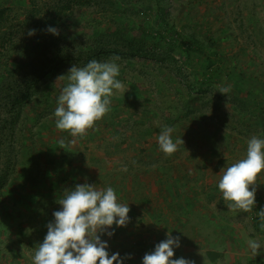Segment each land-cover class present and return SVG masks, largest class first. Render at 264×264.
I'll return each instance as SVG.
<instances>
[{"label":"rangeland","instance_id":"374dc122","mask_svg":"<svg viewBox=\"0 0 264 264\" xmlns=\"http://www.w3.org/2000/svg\"><path fill=\"white\" fill-rule=\"evenodd\" d=\"M113 55L124 89L113 90L109 112L83 138L56 129L67 83L57 77ZM253 78L264 83V0H0V264H33L57 201L78 184L125 190L129 222L101 236L109 256L131 257L122 264H142L168 225L213 222L212 205L225 204L214 190L222 170L245 156L253 135L264 139ZM226 86L227 95L217 91ZM165 126L184 141L170 157L157 143ZM256 182L253 211L230 219L243 264L264 257V170ZM166 194L163 212L156 198ZM249 239L261 244L254 258Z\"/></svg>","mask_w":264,"mask_h":264},{"label":"clouds","instance_id":"9594fccd","mask_svg":"<svg viewBox=\"0 0 264 264\" xmlns=\"http://www.w3.org/2000/svg\"><path fill=\"white\" fill-rule=\"evenodd\" d=\"M47 31L58 35L56 28L49 27ZM34 32L29 30L28 35ZM120 59L118 55L106 61L92 59L82 67L73 65L66 75L57 77V80L66 79L67 83L61 88L54 111L56 129L73 138H83L97 121L103 119L109 112L113 90L124 89L123 83L116 79L120 75L117 63ZM217 91L227 95L231 88L218 87ZM174 131L173 127L165 126L157 137L159 149L165 157L172 156L179 145H184L181 137L173 140ZM262 170L264 139L253 135L247 142L245 156L223 169L217 183L229 211H253L256 181ZM57 203L60 210L53 212L54 219L46 225L47 233L37 245L33 264H122L123 259L131 258H120L119 253L109 256L108 244L101 240L102 235H113L108 231L113 225L124 227L129 222L130 208L128 204L118 202L116 190L111 186L97 188L95 184H78L65 189ZM257 217L264 230V207L257 212ZM166 236L154 251L143 256L142 264H194L185 258L172 259L174 249L180 246L179 237H173L171 232ZM247 247L253 258L262 249L261 244L252 239L248 240Z\"/></svg>","mask_w":264,"mask_h":264},{"label":"crops","instance_id":"0c3cea01","mask_svg":"<svg viewBox=\"0 0 264 264\" xmlns=\"http://www.w3.org/2000/svg\"><path fill=\"white\" fill-rule=\"evenodd\" d=\"M111 164L112 163H109V166H111ZM215 189L218 190V187L216 186L214 190ZM116 193H117L118 202L125 204V198H126L125 190L121 192L120 190L117 189ZM214 195H217V191H214ZM156 199L158 200L162 199L159 202L158 210L161 209L164 210L163 212H165L166 209L168 208L165 205V202H170L169 195L166 194L164 197L157 196ZM184 202H185L184 205L187 206L189 200H184ZM205 205H207V203L200 202L198 203V205L194 207L201 209H203L204 207L210 208ZM212 207L213 209L218 210L217 212L218 218L214 219L215 222L213 221L206 223L207 221H199L197 219L195 224L190 223L189 225L188 223L189 219L185 218L188 221H185V223L182 225L185 227V229L183 227V230L179 229L177 231V229H174L173 227L170 228V226L168 225V224L170 225L172 224L170 221H166L167 222L166 224L165 221L163 220L160 221L159 218L155 219V221L157 222L159 220V222L157 223L158 225L165 224L168 226L164 227L166 228L165 233H163V231H157L155 233L154 241L159 243L165 240L167 238L166 236L167 232H171V235L173 237H179V243H180V246L174 249V256L172 257V259L185 258L187 260L193 261L194 264H238V263L243 264L246 259H247L246 261H248V258L245 259L246 254L244 253V251L239 250L237 247V243H238L237 231L234 222H230L231 217L236 215V213L234 212L227 213L228 215L227 218L228 220H227L226 218H223L224 210H226L224 208H227L226 204H224V207H222L217 202H215L214 205H212ZM175 208H180V205H176ZM204 214L205 213H202V215ZM157 215H159V213L154 215V217L156 218ZM164 219L166 218L164 217ZM208 219H210V217ZM178 220L179 223L183 222V220H181L180 218H178ZM193 225H197V226H193ZM192 229H194L195 231H192ZM156 245L157 244H155V246ZM207 252L211 254L209 255V257H211V261L206 256ZM247 255H251V253H247ZM262 259L263 260L261 261L264 263V257ZM246 264H253V263H246Z\"/></svg>","mask_w":264,"mask_h":264},{"label":"trees","instance_id":"16d2710c","mask_svg":"<svg viewBox=\"0 0 264 264\" xmlns=\"http://www.w3.org/2000/svg\"><path fill=\"white\" fill-rule=\"evenodd\" d=\"M191 38H185L186 39V43H189V45H192V46H196L198 49H200L201 51H203V48L201 47V44L192 36H190ZM47 51H46V48H44L43 50H41L40 52L38 53H43L45 54ZM33 53H36V49H34V52ZM46 67H48V64H43L42 68L39 70V72L41 74H44V70L46 69ZM249 84L251 86V88H253L255 91H257V93L260 95V97L263 99L264 101V83L260 80H258L257 78H253V79H250L249 81ZM247 82V83H248ZM221 162H219V166H220ZM209 252L206 253V256L208 257V259H210L211 261V257H209ZM255 264H264L263 262L261 261H255Z\"/></svg>","mask_w":264,"mask_h":264}]
</instances>
